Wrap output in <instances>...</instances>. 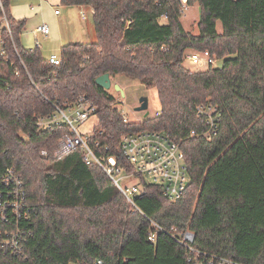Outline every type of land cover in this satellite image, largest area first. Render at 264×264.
<instances>
[{"label": "trees", "instance_id": "1", "mask_svg": "<svg viewBox=\"0 0 264 264\" xmlns=\"http://www.w3.org/2000/svg\"><path fill=\"white\" fill-rule=\"evenodd\" d=\"M3 2L0 173L16 169L33 212L19 224L28 230L24 255H0V264H264V0H188L202 8L198 34L184 27L181 0H61L93 8L96 40L63 46L59 65L23 46L26 22ZM189 50L223 63L193 70ZM106 73L155 88L160 114L125 122L116 96L96 83ZM83 95L97 107L91 146L127 174L135 168L124 134L154 130L180 143L190 174L183 196L170 199L139 174L132 205L81 149L62 152L70 127L42 129L38 117ZM202 104L222 113L210 139ZM187 231L194 250L173 237Z\"/></svg>", "mask_w": 264, "mask_h": 264}, {"label": "built area", "instance_id": "2", "mask_svg": "<svg viewBox=\"0 0 264 264\" xmlns=\"http://www.w3.org/2000/svg\"><path fill=\"white\" fill-rule=\"evenodd\" d=\"M185 17L189 9L188 0H181ZM59 13V10H56ZM2 23L8 25L3 0H0V29ZM38 31L48 34L50 27L42 24ZM39 47V43L37 44ZM50 63L59 65L62 61L60 54L52 53L48 56ZM186 59L195 65H214L216 60L209 51H193L186 55ZM55 112L50 116L40 115L38 125L42 129H50L56 124L66 123L71 129V135L62 141V152L70 153L81 149L85 153L87 164H97L114 181L128 203L135 205L134 198L139 187L124 185L123 181L136 175H143L149 182L160 185L165 195L170 199H178L185 193L190 182L189 167L185 161V154L180 143L172 140L165 133L154 130H140L129 132L121 138V149L135 168L134 174L125 173L117 163L115 156L105 153L97 154L91 146V135L80 131L91 115L97 116V107L88 99L87 95L80 96L74 103H65L64 106L53 103ZM197 112L204 117L208 126L203 136L210 139L218 132L221 112L218 107L202 104L197 106ZM160 112L157 113L159 115ZM125 122L130 121L128 114L123 113ZM98 123V122H97ZM97 123L94 125L93 130ZM194 134V132H193ZM27 194L22 177L14 168H6L0 173V255H24V243L28 237V230L19 225L21 222H30L33 208L27 202ZM182 245L194 250L189 245L194 241V233L187 231L178 237L173 236ZM155 234L150 235L153 240ZM212 264H246L229 257H213ZM95 264H102L98 260Z\"/></svg>", "mask_w": 264, "mask_h": 264}, {"label": "rangeland", "instance_id": "3", "mask_svg": "<svg viewBox=\"0 0 264 264\" xmlns=\"http://www.w3.org/2000/svg\"><path fill=\"white\" fill-rule=\"evenodd\" d=\"M61 9H63V6H60ZM59 8V9H60ZM77 12V16H74L72 28L76 31V33L79 35V38L77 41H82L83 43L86 42H93L96 40V32H95V26L93 23V15H91L90 12H88V18L86 20H83L81 18V13L78 10H75ZM199 20H200V12L198 9L197 4H193L192 6H189V9L186 13V16L182 17V22L184 27L191 31L194 34L199 33ZM75 27V28H74ZM218 30L219 32H222V24L221 22H218ZM64 30H67V24L64 23L63 26ZM25 46L31 45L23 42ZM75 43V42H74ZM60 45L61 44H52L50 43H44L43 44V53L47 56L49 53V49H54V51L59 52L60 51ZM194 50H189L188 53H192ZM59 54V53H58ZM223 63V60H217L214 64L215 67L221 66ZM186 66L190 67L193 70H204L207 69L208 66H202V65H195L189 62V60L186 59L185 61ZM113 85L119 84L123 90H124V96L121 95L120 92H117L115 88L110 89V92L113 93L117 101L120 104V107L123 111V113L128 114L131 120H144V118H151L155 115H157L158 112H160V100L158 97V92L155 88H148L145 85L141 84L138 81L131 80L130 78L126 76H118L116 78H112ZM148 97L149 99V107L147 111H136L135 108L140 105V98L141 97ZM146 112L149 113L147 117H145ZM98 122V117L93 114L91 117L80 126V131L87 134L92 135L93 133V127ZM138 179L135 176H132L130 178H127L123 181L124 185H135L137 183Z\"/></svg>", "mask_w": 264, "mask_h": 264}, {"label": "crops", "instance_id": "4", "mask_svg": "<svg viewBox=\"0 0 264 264\" xmlns=\"http://www.w3.org/2000/svg\"><path fill=\"white\" fill-rule=\"evenodd\" d=\"M60 6L64 8L61 9ZM56 10H59L58 14ZM75 10L82 12L83 20L88 18V12L93 15L91 6H65L61 4V0H11L10 6L13 17L26 22V27L21 35L23 46L29 49L39 48L42 52L44 43L61 44V51L63 46L69 43L82 42L77 41L79 35L72 28L73 18L77 16ZM64 23L67 24V30L63 29ZM42 24H47L50 27L48 34L37 30ZM23 42L31 45L25 46ZM60 51L49 49L47 57L52 53L60 54Z\"/></svg>", "mask_w": 264, "mask_h": 264}, {"label": "water", "instance_id": "5", "mask_svg": "<svg viewBox=\"0 0 264 264\" xmlns=\"http://www.w3.org/2000/svg\"><path fill=\"white\" fill-rule=\"evenodd\" d=\"M199 12L201 14L202 8H199ZM96 83L102 87H104L107 90H110L111 88H115L117 92H120L122 96H124V90L119 84L113 85L112 77L109 73H106L104 75H101L96 79ZM149 107V99L148 97L144 96L140 98V105L135 108L136 111H147ZM149 115L148 112H146L145 117Z\"/></svg>", "mask_w": 264, "mask_h": 264}]
</instances>
